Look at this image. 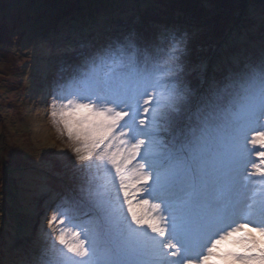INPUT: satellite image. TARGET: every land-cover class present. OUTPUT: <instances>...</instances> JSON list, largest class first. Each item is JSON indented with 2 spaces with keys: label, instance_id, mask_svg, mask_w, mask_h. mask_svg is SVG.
<instances>
[{
  "label": "snow or ice",
  "instance_id": "6c2138e0",
  "mask_svg": "<svg viewBox=\"0 0 264 264\" xmlns=\"http://www.w3.org/2000/svg\"><path fill=\"white\" fill-rule=\"evenodd\" d=\"M182 43L167 30L116 41L53 91L51 120L81 167L78 190L48 209L39 264H264V179H252L264 177V69L201 93Z\"/></svg>",
  "mask_w": 264,
  "mask_h": 264
},
{
  "label": "rangeland",
  "instance_id": "374dc122",
  "mask_svg": "<svg viewBox=\"0 0 264 264\" xmlns=\"http://www.w3.org/2000/svg\"><path fill=\"white\" fill-rule=\"evenodd\" d=\"M12 1L0 0V264H39L47 244L43 232H51L48 209L77 189L75 169L81 167L51 120L53 91L98 66L88 54L102 41L131 38L144 45L162 30L183 42L182 68L190 88L207 93L234 81L250 82L264 69V0H153L149 8L141 3L135 14L78 38L89 49L62 42L71 37L64 32L56 33L54 42L28 36L32 29L23 28L24 16L36 19L43 8L35 9L36 0H16L25 5L18 10ZM98 175L103 178L104 172ZM260 188L254 185L257 199ZM221 247L242 252L231 242Z\"/></svg>",
  "mask_w": 264,
  "mask_h": 264
},
{
  "label": "trees",
  "instance_id": "16d2710c",
  "mask_svg": "<svg viewBox=\"0 0 264 264\" xmlns=\"http://www.w3.org/2000/svg\"><path fill=\"white\" fill-rule=\"evenodd\" d=\"M152 1L153 0H54L50 2L49 0H36L34 7L35 9L42 7L43 9L40 10L41 13L33 20L26 14L22 21L23 25H21L26 31L32 29L30 33L28 32V36L47 38L51 40V42H54L56 41V33L64 32V35H71V37L62 42H69L70 44L79 46L86 45L88 48V43H85L83 40L79 41L78 38L90 35L89 31L93 33V29L99 28V26H107L106 24L110 20L125 18L132 15H127V13L130 11L133 13L135 9L142 6L139 5L141 3H146L147 8H149ZM169 2L171 3V0L167 1L165 4H169ZM16 3V0L12 1V8L18 10L25 9V5H17ZM30 6L33 7L32 5ZM44 10L48 11V13L45 14ZM163 12L167 11L163 9ZM135 13L136 12L133 14ZM194 23H196V21ZM192 29L193 27H190L188 30ZM72 31L75 32L72 33ZM94 37H97V34H94ZM103 40H105V38ZM119 40L118 38L112 40V42L102 41L103 45H100L98 50L106 48L108 45ZM122 41H124L123 38ZM45 199L47 200V198ZM19 221L22 223L21 219H19Z\"/></svg>",
  "mask_w": 264,
  "mask_h": 264
}]
</instances>
